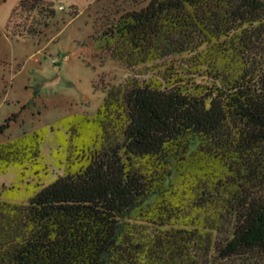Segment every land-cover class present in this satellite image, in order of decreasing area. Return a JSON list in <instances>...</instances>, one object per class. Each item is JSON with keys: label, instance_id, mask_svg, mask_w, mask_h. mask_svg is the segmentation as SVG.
<instances>
[{"label": "trees", "instance_id": "1", "mask_svg": "<svg viewBox=\"0 0 264 264\" xmlns=\"http://www.w3.org/2000/svg\"><path fill=\"white\" fill-rule=\"evenodd\" d=\"M55 15L20 0L6 31L38 36ZM95 39L156 72L0 141V176L17 173L0 184V264H264V0H148ZM48 138L63 172L45 182Z\"/></svg>", "mask_w": 264, "mask_h": 264}, {"label": "rangeland", "instance_id": "2", "mask_svg": "<svg viewBox=\"0 0 264 264\" xmlns=\"http://www.w3.org/2000/svg\"><path fill=\"white\" fill-rule=\"evenodd\" d=\"M19 1L0 0V39ZM48 1L54 2L56 15L49 23L46 35L40 34L36 39L26 36L14 43L0 42L2 56L6 57V62L0 64V127L9 115H18L0 133V141L48 126L69 114L92 115L103 102L110 85L131 74L147 79L156 72L149 64L133 70L125 68L104 50L97 49L95 39L96 33L102 32L122 13L143 7L148 0ZM74 9L77 13L72 15ZM93 48L97 55L87 51ZM32 53L41 62H31L27 66L28 56ZM16 58L20 64L16 63ZM41 93L53 94L56 100L34 101ZM55 145L52 138L43 144V156L48 166L45 182L63 172L51 154ZM16 176V171L10 170L0 176V184L10 185Z\"/></svg>", "mask_w": 264, "mask_h": 264}, {"label": "crops", "instance_id": "3", "mask_svg": "<svg viewBox=\"0 0 264 264\" xmlns=\"http://www.w3.org/2000/svg\"><path fill=\"white\" fill-rule=\"evenodd\" d=\"M72 19V18H71ZM70 22V21H69ZM68 22V23H69ZM64 23V22H63ZM67 23V24H68ZM47 28H48V26L47 27H45L44 28V30H43V33L41 34V35H46V33H47ZM60 31H62V28H61V30ZM59 31V32H60ZM57 35H58V33H57ZM56 36V35H55ZM54 36V37H55ZM29 37H31V38H33V39H36V37L37 36H29ZM2 39H0V42H3V41H9V42H11V43H14V41H19L18 40V38L17 37H13V36H11L6 30L4 31V35L1 37ZM38 38H40V37H38ZM10 43V44H11ZM20 43V42H19ZM87 51H90V53L91 54H96L97 55V52L95 51V48H93L92 50H87ZM106 52V51H105ZM3 52L0 50V64H2V63H5L6 62V57H3L2 54ZM107 53V52H106ZM94 54V55H95ZM108 54V53H107ZM108 56H109V54H108ZM15 60H17L16 61V63L18 62L19 64H20V62L18 61V58H16ZM31 62H34L35 64H40V62H41V60H40V58L38 57V56H36V54L34 53H32V54H30L29 56H28V60H27V66H28V64H30ZM49 96V97H48ZM35 99V98H34ZM47 101V100H56V97H54L53 96V94H48V93H46V94H44V93H41V94H39L38 96H37V99L36 100H34V101ZM27 105V104H26ZM25 105V106H26ZM20 116V115H19Z\"/></svg>", "mask_w": 264, "mask_h": 264}, {"label": "built area", "instance_id": "4", "mask_svg": "<svg viewBox=\"0 0 264 264\" xmlns=\"http://www.w3.org/2000/svg\"><path fill=\"white\" fill-rule=\"evenodd\" d=\"M60 8H61V9H63V8H64V6H60Z\"/></svg>", "mask_w": 264, "mask_h": 264}]
</instances>
